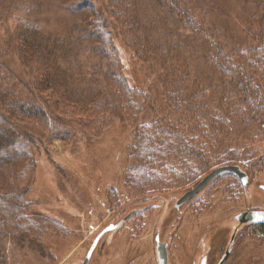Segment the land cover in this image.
I'll list each match as a JSON object with an SVG mask.
<instances>
[{"label":"trees","instance_id":"obj_1","mask_svg":"<svg viewBox=\"0 0 264 264\" xmlns=\"http://www.w3.org/2000/svg\"><path fill=\"white\" fill-rule=\"evenodd\" d=\"M26 1L12 0L14 7L7 14H13L18 23L13 33L7 31V38H0V264L9 262L4 244L9 236L18 243L35 240L42 246L54 229H58L55 222L39 214L31 218L26 214L29 180L25 179L34 168L35 143L69 142L74 137L64 125L66 121L39 105L44 99L58 95L54 100L57 107L65 98L64 110L74 108L69 114L72 124L92 141L98 139L110 118L128 120L135 125L143 102L152 105L153 121L135 128L132 134L131 166L124 186L134 195L166 189L169 181L191 183L210 171L209 158L219 155L214 149L208 155L197 144L210 124L231 120L247 127H264L263 93L261 96L264 19L253 34L258 47L235 48L232 53L220 48L215 51L212 59L226 89L217 106L225 117L215 114L211 121L200 98L206 97L205 93L188 95V87L174 67L172 47L159 43V38L156 40L150 31L141 33L131 29L130 25L135 23L131 19L136 18L128 1L82 0L73 10L74 17L83 18L81 24L72 19L60 33H46L41 25L35 24L29 18L30 6L24 9L27 13L24 17L19 15L15 3H29ZM156 2L160 9L176 18L173 23L180 30L205 31L187 0ZM115 34L132 53V59L144 62L146 75L157 83L156 88L146 85L144 91L150 90V94L126 86L120 74ZM8 56L16 57L28 82H18L13 71L1 63ZM56 89L60 95L55 93ZM72 96L81 98L77 106L70 105ZM178 115L182 119L174 120ZM234 152L228 151L223 158L216 159L222 160L221 164L242 161L243 157ZM250 159L244 156V160L250 162ZM253 164L264 170V157Z\"/></svg>","mask_w":264,"mask_h":264},{"label":"rangeland","instance_id":"obj_2","mask_svg":"<svg viewBox=\"0 0 264 264\" xmlns=\"http://www.w3.org/2000/svg\"><path fill=\"white\" fill-rule=\"evenodd\" d=\"M81 1L27 0L26 2L29 3L18 2L17 4L16 2L15 5L19 6L18 14L23 17L27 14L24 9L30 6L29 18L35 20V24L41 25L46 33L49 31L60 33L63 26L71 23L72 19H76L75 22L81 24L83 18L78 17L79 15L73 16V10L80 5ZM99 1L95 0L96 3ZM125 1L132 5V16L136 18L131 19L135 20V23L130 25L133 27L131 29L139 30L141 33L150 31L156 40L159 38V43L172 47L174 67L184 79L188 87V95L199 94L201 96L200 93H205L206 97L200 98L207 109L208 117L211 119L213 115L218 114L224 118L225 116L217 105L223 99L226 89L222 83L223 80L217 74L216 64L212 58L218 48L226 53H232L231 51L235 48L259 46L254 42L253 34L258 31L260 20L264 19L263 1L187 0L196 12V18L204 24L205 31L202 33L180 30L181 28L173 23V19L176 18L160 9L156 0ZM13 7L12 0H0V11L4 13L0 14L1 39H4V36L7 38V31L9 33L15 31L18 22L13 14H7L12 11ZM2 15H5L4 18ZM114 36L120 58V74L126 86L136 89L137 92L150 94V90L144 91L146 85L151 88H156L158 85L149 74L146 75L145 67L147 66L143 61L132 59V53L120 41L118 35ZM1 63L13 71L18 82H28L15 56H8ZM55 93L61 94L57 89ZM262 93L264 100V88L261 96ZM57 96L44 99L39 105L48 107L51 115L55 117L58 115L66 121L64 125L74 134V137L69 142L54 140L50 143L48 141L35 143L34 168L25 179L29 180L25 198L28 204L26 214L29 218L39 214L55 222L59 230L54 229L42 246L35 240L18 243L14 240L15 237L9 236L4 242L7 245L8 264H81L92 239L105 225L123 218L130 210L144 205H155L160 211L154 216L156 211L151 209L143 216L141 223L147 225L148 220L153 218L157 221V230L163 233L165 240L170 241L174 234H169L170 225L164 223V217L171 211L174 201L185 191L191 189L202 177L221 166L238 165L249 175L250 182L240 197L243 199V205L258 204L257 201L251 199L255 192L260 193L264 198V192L259 189L260 185H264V170L258 169L253 164L260 157H264L263 126L247 127L240 121L232 123L231 120L226 123L210 124V127L204 131L205 136L197 141L198 146L203 148L208 155L209 150L214 149L222 158L228 151H235L234 155L243 157L242 161L235 164H221L222 160L218 161L219 157H216L218 159L209 158L210 171L194 182L169 181L166 189H159L156 192L144 191L141 195H134L124 186L125 175L131 166L132 134L135 128H141L153 121L152 105L143 102L139 121L135 125L129 124L128 120H123V122L118 118H110L107 127L102 128L98 139L92 141L72 124L69 114L74 108L69 107L67 111L64 110L65 106L62 101L65 98L60 100L57 107L54 105ZM79 99L81 98L72 96L70 105L77 106ZM175 119H182V116L178 115ZM244 156L251 158L250 162L244 160ZM211 157H214L213 152ZM214 183L212 187L222 191L229 188L232 181L224 178ZM239 211L234 209L228 212V218L224 220L228 227L230 217L232 222V215ZM178 216H180L179 213L175 217L177 221H179ZM231 222L230 227L233 226ZM172 225L174 229L177 226L174 219ZM125 226L126 228L121 229L120 232L118 230L115 233L106 234L98 244L89 264H95L96 254L102 251L101 264H109L106 256H110V252L107 249L109 243L114 240V236H118L121 246L126 247L125 239L133 232L131 228L130 230L127 228L128 224ZM149 232L147 229L139 234V237H131L130 250L135 247L132 244H137L135 250L130 252L131 264H139L144 260L150 264L151 257L139 261L133 259L141 254L153 256V242H150L148 238ZM127 253L128 251L122 248L116 253L117 260L121 257L126 258L129 254ZM174 260L171 259L170 264H173ZM175 264L183 263L181 261Z\"/></svg>","mask_w":264,"mask_h":264},{"label":"flooded vegetation","instance_id":"obj_3","mask_svg":"<svg viewBox=\"0 0 264 264\" xmlns=\"http://www.w3.org/2000/svg\"><path fill=\"white\" fill-rule=\"evenodd\" d=\"M246 176L247 182L246 185H244V182L235 175H221L206 185L189 201L178 204V200L181 196L193 189L203 177L191 189L185 191L174 201L171 211L164 217V223L170 225L169 234H174L170 241L165 240L166 238L163 233L157 230V221L153 220V218L148 220L147 225L141 223L143 216L151 209L156 211L154 216L160 211L157 206L144 205L140 208L130 210L129 213L124 216H129L126 220L122 221L124 217L119 218L115 222L105 225L95 235L91 245L96 238H98V242L91 257L96 251L98 244L107 233H115L118 230V232H120L121 229L126 228L125 225L128 224L127 228L129 230L131 228L133 234L125 239L126 247L121 246L118 236H114V240L109 243L107 250L110 252V256H106L109 260V264H131L132 257L130 252H133L137 246V244H132L135 247L130 250L131 237H139L138 235L142 234L147 229L150 231L148 238L150 242H153V256L141 254L133 258L134 261L151 257L150 264H163L162 254H159V250H162L163 254H165V264H170L171 259H175L173 264L181 261L183 264L187 262L188 264H264V221L261 222L260 220H256L253 215H251L259 212L264 213V198L260 193L255 192L251 196V199L257 201L258 204L243 205V199L240 197L243 195L244 189L247 188L250 182L249 175ZM224 178H228L232 181L229 188L221 191V189L212 187V185L215 184L214 182ZM263 188L264 185L259 186L262 192H264ZM234 209L240 211L232 215V222L230 217L228 220V227L227 224H225L227 222L224 220L228 218V212ZM178 213L180 214V216H178L179 221L175 220ZM173 219L177 224L175 229L172 225ZM230 222L233 223L231 227ZM113 227L116 228L112 231L103 233L106 228ZM122 248H124L125 251L127 250L129 254L127 253L128 255H126V258L122 259L121 257V259L117 260L118 256H116V253L121 251ZM102 252L96 254L94 258L95 264H101L103 258ZM87 264H89V261ZM139 264H147V262L144 260Z\"/></svg>","mask_w":264,"mask_h":264},{"label":"water","instance_id":"obj_4","mask_svg":"<svg viewBox=\"0 0 264 264\" xmlns=\"http://www.w3.org/2000/svg\"><path fill=\"white\" fill-rule=\"evenodd\" d=\"M221 175H235L239 177L243 182L244 185H246L247 182V174L238 166V165H225L218 167L211 172H209L206 176H204L195 186L193 189L187 191L184 193L181 198L178 200V204L185 203L189 201L191 198H193L195 195H197L206 185H208L211 181L216 179L217 177ZM264 189V188H263ZM256 220H260L261 222L264 221V213H253L251 214ZM129 216L124 217L122 221L126 220ZM114 228H106L103 233L112 231ZM98 242V238L95 239L94 243L91 245V247L88 250L87 255L85 256L82 264H87L90 260L91 254ZM159 254H162L163 257V264H165V254H163L162 250H159Z\"/></svg>","mask_w":264,"mask_h":264}]
</instances>
